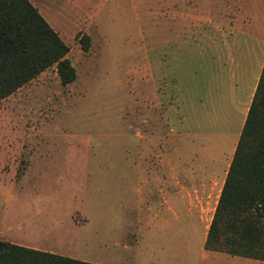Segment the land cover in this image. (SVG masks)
<instances>
[{
	"label": "rangeland",
	"instance_id": "1",
	"mask_svg": "<svg viewBox=\"0 0 264 264\" xmlns=\"http://www.w3.org/2000/svg\"><path fill=\"white\" fill-rule=\"evenodd\" d=\"M30 1L69 45L77 77L61 85L50 67L0 102V215L14 209L30 214L14 232L41 233L45 243L58 230L69 245L93 237L101 249L121 247L140 231L154 253L166 243L181 253L178 260L201 257L205 228L197 219H183L174 230L147 212L139 165L146 147H155L161 132L167 135L169 109L174 120L188 114L187 98L203 102L200 123L175 133L180 162L231 160L238 132L220 119L233 111L227 73L211 57L200 66L198 49H189L193 32L186 14L193 5ZM178 32L179 42L173 40ZM83 33L90 36L88 51L78 38ZM43 221L49 222L47 237Z\"/></svg>",
	"mask_w": 264,
	"mask_h": 264
},
{
	"label": "crops",
	"instance_id": "2",
	"mask_svg": "<svg viewBox=\"0 0 264 264\" xmlns=\"http://www.w3.org/2000/svg\"><path fill=\"white\" fill-rule=\"evenodd\" d=\"M185 1L174 0V6L177 4V8L180 9L183 8V4L188 5V2L193 5L189 9L191 12L188 11L186 14V20L190 22L193 32L191 41H187L189 49L194 51L198 49L197 58L200 66L211 57V62L220 71L227 73L224 80L229 83L233 111L220 119L230 121L228 130L230 126L232 129L236 128L239 137L264 64V4L262 2L259 6L256 0H201L202 4L195 3L200 0H188L186 3ZM208 7L214 10L204 15L202 11ZM179 25L180 23L178 27ZM180 38L178 32L173 40L179 42ZM239 47H244V50L240 51ZM195 100L196 102H193L187 98L183 101L188 114L183 113L181 119L174 120V110L169 109L168 116L171 119L167 120L169 126L167 135L161 132L157 145L146 147L140 159V182L143 186V201L146 203L147 212L154 215L161 227L171 225L172 229L177 230L176 226L183 219H187L186 223L190 219H197L205 228L206 237L230 162L227 164L180 162L179 148L177 144L173 145L178 136L175 133H178V128L188 131L192 123L194 126L200 123L197 112L203 101ZM236 140L238 138L233 141L231 152H234ZM168 141L170 145H164V142ZM13 211L12 214L5 212L0 215V239L93 264H264V260L206 251L204 248L201 257L195 258L183 252L187 255L184 261L178 260L181 253L176 247L165 243L159 245L158 252L154 253L155 247L143 244L140 231L134 242L121 247L119 243H114L109 247L104 244L101 249V242L98 244L94 242V245L93 237L83 241L79 239L80 241L74 245H69L66 235L58 230L54 231L50 243L48 241L45 243L41 240L43 236L41 233H38L37 237L31 232H14L16 229L21 230L28 218L32 217L30 214L20 215L17 209ZM40 224L41 226L44 224L47 230L46 237L49 236L50 231L47 228L49 222L43 221Z\"/></svg>",
	"mask_w": 264,
	"mask_h": 264
},
{
	"label": "trees",
	"instance_id": "3",
	"mask_svg": "<svg viewBox=\"0 0 264 264\" xmlns=\"http://www.w3.org/2000/svg\"><path fill=\"white\" fill-rule=\"evenodd\" d=\"M78 38L88 51L90 36ZM69 50L30 0H0V102L50 67L61 85L72 83ZM203 248L264 260V64ZM0 264L93 263L0 239Z\"/></svg>",
	"mask_w": 264,
	"mask_h": 264
}]
</instances>
